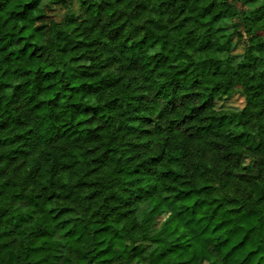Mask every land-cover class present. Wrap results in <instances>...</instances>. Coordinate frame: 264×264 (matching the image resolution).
I'll return each mask as SVG.
<instances>
[{
    "label": "trees",
    "instance_id": "obj_1",
    "mask_svg": "<svg viewBox=\"0 0 264 264\" xmlns=\"http://www.w3.org/2000/svg\"><path fill=\"white\" fill-rule=\"evenodd\" d=\"M131 256L264 264V0H0V264Z\"/></svg>",
    "mask_w": 264,
    "mask_h": 264
},
{
    "label": "rangeland",
    "instance_id": "obj_2",
    "mask_svg": "<svg viewBox=\"0 0 264 264\" xmlns=\"http://www.w3.org/2000/svg\"><path fill=\"white\" fill-rule=\"evenodd\" d=\"M45 4L46 2L43 1V5ZM58 8L61 9L62 11L65 10L62 7H58ZM237 26H238V30L234 33V37H233L232 54L235 57V61L238 63L242 61L243 56L245 55L247 51V40L243 32V27L241 26L239 22L237 23ZM243 105H244L243 97L240 96L239 94H233L229 97H222L218 99L215 102L214 107L216 110H219V111H238L242 109ZM256 144H257V140H251L246 144V146L254 147L256 146ZM244 164H246V162H244ZM175 208H176L175 206L172 207V209H175ZM160 223L161 221H158V223H156V226L152 229L153 233L158 230ZM143 245L145 246L146 251H148L149 247L145 244ZM120 262H122V264H142L139 260L135 259L132 256ZM118 263L119 261H114L113 264H118Z\"/></svg>",
    "mask_w": 264,
    "mask_h": 264
}]
</instances>
